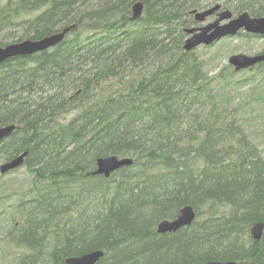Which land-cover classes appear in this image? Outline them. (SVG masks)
<instances>
[{"label": "trees", "instance_id": "1", "mask_svg": "<svg viewBox=\"0 0 264 264\" xmlns=\"http://www.w3.org/2000/svg\"><path fill=\"white\" fill-rule=\"evenodd\" d=\"M138 1L143 16L130 21ZM215 3L264 17V0H0V46L80 26L50 50L0 65V128L16 126L0 162L27 153L23 177L0 175L5 264L96 251V264H264V230L259 241L250 235L264 224V139L244 115L264 107V91L253 98L264 63L244 72L260 82L240 83L229 65L215 68L216 56L182 49L189 12ZM111 91L126 94L121 110ZM112 156L133 163L92 175ZM186 206L191 226L156 233Z\"/></svg>", "mask_w": 264, "mask_h": 264}, {"label": "water", "instance_id": "2", "mask_svg": "<svg viewBox=\"0 0 264 264\" xmlns=\"http://www.w3.org/2000/svg\"><path fill=\"white\" fill-rule=\"evenodd\" d=\"M219 6H215L209 10L195 14V20L197 22H203L207 17L213 15L218 11ZM142 11L141 4H136L132 8V19H138ZM194 13V12H193ZM231 14L229 12H223L217 15L216 20L205 27L197 30H188V34L192 35L184 44V50L190 51L199 45H211L216 41L224 37H232L237 34L238 31L244 30L247 33L256 34L264 37V17L251 19L247 14H242L237 18L230 20ZM229 20L226 24L221 25L223 21ZM68 30L62 31V33L43 38L37 41H25L19 44H12L5 48H0V64L13 57H27L36 53L45 51L49 48L58 45L64 38ZM264 62V54L255 56H246L243 54L233 55L228 59V64L234 69V72H240L249 68H253L256 65ZM14 130L13 126L0 128V142L5 140ZM26 153L14 158L9 162H5L0 165V174L5 175L8 172L14 171L23 164V159L26 157ZM132 160L119 159L116 157H108L104 159H98L96 161V170L92 173L94 176H104L108 178L111 173L116 172L120 168L130 166ZM195 212L190 206L181 208L176 215V218L172 221H162L156 227L157 234L174 233L179 229L189 227L195 220ZM264 230V224L259 223L254 225L250 229V235L253 241H259ZM103 256V252L96 251L93 253L85 254L80 257H73L67 259L64 264H96ZM205 264H235L233 262H209ZM256 264V263H251Z\"/></svg>", "mask_w": 264, "mask_h": 264}, {"label": "rangeland", "instance_id": "3", "mask_svg": "<svg viewBox=\"0 0 264 264\" xmlns=\"http://www.w3.org/2000/svg\"><path fill=\"white\" fill-rule=\"evenodd\" d=\"M213 21H214V18H210L204 24L206 25V24L212 23ZM224 23H222V24H224ZM204 24H202V26H205ZM245 42L243 40H240L239 38H235V39H231L228 41L220 42V43L212 46L211 48L205 49V48L200 47L197 50H195V53H196V55H200V56H206V55L216 56L217 60L215 61V64H214L215 68L221 69L222 67L228 65L229 57H231L233 55H238V54H243L246 56H255L258 54V52L261 51V49L263 47L262 42H257V41L252 40V39L248 42V44H245ZM253 75L255 76L253 80H258V82H260L262 80L263 76L260 75L258 72H252L251 74L250 73L246 74V73L242 72V73L237 74V76L235 78L240 83H243L246 80H252ZM251 83L252 82L245 84L242 87L241 91L245 92V93L247 91H249ZM253 85H254V87L256 86V84H253ZM257 88H258L257 94L255 96L252 95L254 99H256L257 96H262V94H263L262 91H264V84H262V86H259ZM244 113H245L244 115H245V118L247 119V121L250 122L251 124H253L252 127L250 128V132L254 133V127L256 125V133L257 134L259 133V134L257 135L255 133L254 135H256V137L259 139H264L263 138L264 137L263 136L264 135V107L260 106V112L257 109L254 110V112H252V116H249L247 111H244ZM255 116H257V117L262 116L261 119L256 121V124L253 121L249 120L250 117H255ZM248 122H247V125H248ZM260 150H261L262 156L264 158V145L262 146V148ZM1 164H2V162H0V165ZM24 173H25L24 169H19V170L15 171V173L11 177H13V178L23 177ZM5 261H6L5 259L2 260V257L0 255V264H5L4 263ZM7 264H11V262H7ZM42 264H50L47 256H44Z\"/></svg>", "mask_w": 264, "mask_h": 264}, {"label": "bare ground", "instance_id": "4", "mask_svg": "<svg viewBox=\"0 0 264 264\" xmlns=\"http://www.w3.org/2000/svg\"><path fill=\"white\" fill-rule=\"evenodd\" d=\"M88 2H89V5L90 4H96V0H87V5H88ZM136 4H141V6H142V11H141V14H140V17L138 18V19H135V20H133L132 19V16H133V14H132V8L134 7V5H136ZM215 6H219V9H218V11H216L213 15H211V16H209V17H207L203 22H197L196 20H195V14H197V13H201V12H203V11H206V10H209V9H211V8H214ZM144 9V7H143V4L141 3V2H136V3H134L133 5H132V7L130 8V13H131V17H130V21H136V20H139L142 16H143V10ZM194 12V13H193ZM223 12H229L230 14H231V18H230V20H233V19H235V18H237L238 16H240V15H242V14H247L251 19H253L254 17H252V16H250L247 12H243V13H240V14H238V15H234L233 13H232V11L230 10V9H228V8H226V7H224L221 3H215V4H213V5H210V6H208V7H206V8H203V9H200V10H198V9H193V10H191L190 12H189V15L190 16H192V18H193V21H194V26H191V27H184L182 30H183V33H184V41H183V46H182V49H183V51L185 52V53H189V52H194L195 50H197L198 48H200V47H202V48H211L212 46H214V45H216V44H218V43H220V42H223V41H228V40H231V39H235V38H239L240 40H243L244 42H245V44H248V42L252 39V40H255V41H257V42H262L263 40H264V37H261V36H259V35H256V34H251V33H247V32H245L244 30H240V31H238L237 32V34L235 35V36H232V37H224V38H221L220 40H218V41H216L215 43H213V44H211V45H208V46H205V45H199L198 47H196V48H193L192 50H190V51H186V50H184V44H185V42L188 40V39H190L191 37H192V35L193 34H195V32L194 33H192V34H188L187 33V31L188 30H193V29H195V30H197V29H199V28H202V27H205V26H207V25H210V24H212L215 20H216V17H217V15L218 14H220V13H223ZM210 18H214V21L212 22V23H209V24H204L208 19H210ZM229 20H226V21H223L222 23H224V24H226L227 22H228ZM221 23V25H223ZM202 24H204L205 26H202ZM79 28H80V26H74V25H70V26H67V27H64V28H62L60 31L58 30V31H56V33L55 34H53V35H51V36H54V35H57V34H60V33H62V31H64V30H68V33H66L65 34V36H64V38H63V40L67 37V36H70L71 35V33L72 32H74V31H78L79 30ZM18 30H13V33H14V35H16V36H18L20 33L19 32H17ZM51 36H48V37H51ZM246 36H249V37H247L246 38ZM5 37V34H0V39H3ZM48 37H45V38H48ZM62 40V41H63ZM25 41H32V40H28V39H24V40H21V41H17V42H10V43H8V44H5V45H2V46H0V48H5V47H7V46H9V45H12V44H19V43H22V42H25ZM52 48H54V47H52ZM52 48H49V49H47V50H50V49H52ZM46 51V50H45ZM43 52V51H42ZM39 53H41V52H39ZM258 53H260V54H264L263 52H262V49H261V51L260 52H258ZM36 54H38V53H36ZM28 57V56H27ZM19 58H25V57H13V58H10V59H8V60H12V59H19ZM8 60H6V61H8ZM6 61H4V62H6ZM4 62H2L1 64H3ZM264 63V62H263ZM263 63H260V64H263ZM0 64V65H1ZM260 64H258V65H260ZM144 69V68H143ZM146 73H149V71H147L146 70ZM101 97H102V95H100ZM125 96H126V94H124V92L123 91H111V94H109V96L108 97H106V99L107 100H111V106L113 107V109H116V110H121L122 109V107H123V105H124V102L126 103L127 101H126V98H125ZM135 96H133V98H134ZM104 111H105V109H103L102 110V112H101V114H103L104 113ZM10 126H13L14 127V130L12 131V133L15 131V129H16V126H14V125H8V126H5V127H10ZM5 127H2V128H5ZM11 133V134H12ZM10 134V135H11ZM9 135V136H10ZM8 136V137H9ZM7 137V138H8ZM6 138V139H7ZM24 153H26V152H24ZM23 153V154H24ZM27 154V153H26ZM20 155H22V154H20ZM20 155H18V156H20ZM112 157H114V156H112ZM108 158V157H107ZM117 158V157H116ZM25 159V158H24ZM24 159H23V163H24ZM98 159H104V158H98ZM97 159V160H98ZM119 159H125V158H119ZM126 159H130V158H126ZM96 160V161H97ZM130 160H132V159H130ZM96 161H95V170H96ZM132 163H133V161H132ZM132 165V164H131ZM130 165V166H131ZM94 170V171H95ZM8 174H14V172H8V173H6L5 175H8ZM113 173H111L110 174V176L112 175ZM109 176V177H110ZM102 177H104V176H102ZM108 177V178H109ZM105 178V177H104ZM177 215V214H176ZM175 218H176V216H175ZM163 221H167V220H163ZM162 222V221H161ZM160 223V222H159ZM158 223V224H159ZM191 226V225H190ZM253 227V226H252ZM251 227V228H252ZM250 228V229H251ZM252 262H250L249 264H251ZM253 263H256L255 261L253 262ZM236 264V263H235ZM257 264V263H256Z\"/></svg>", "mask_w": 264, "mask_h": 264}]
</instances>
